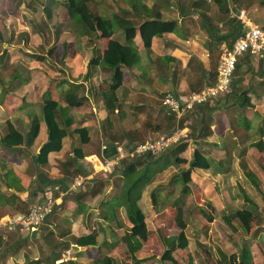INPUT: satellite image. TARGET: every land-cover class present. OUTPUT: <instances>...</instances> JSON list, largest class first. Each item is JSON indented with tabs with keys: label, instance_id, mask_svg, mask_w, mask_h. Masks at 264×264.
Masks as SVG:
<instances>
[{
	"label": "crops",
	"instance_id": "crops-1",
	"mask_svg": "<svg viewBox=\"0 0 264 264\" xmlns=\"http://www.w3.org/2000/svg\"><path fill=\"white\" fill-rule=\"evenodd\" d=\"M175 1L178 3L177 7L165 5L166 7L154 9L152 0H127L125 1L127 6L117 5V10H112L109 15L101 16L102 13H98L102 19L112 16L111 19L117 24H133L136 28L143 20L152 19L158 11L177 22L174 31L154 36L148 48L144 47L138 31L136 32L131 47L133 63L130 67L121 68L122 84L116 89L117 107L110 114L104 108L101 97L103 85H108L112 80V69L101 63V55L108 41L101 30L93 46L87 45L88 37L78 28L67 32L64 29L58 30L60 38L64 37V41L67 38V57L65 61L60 62L64 63L65 69L60 66L58 60H55L56 65H53L55 69L51 67L52 70L49 72V68H45V64L41 61L42 57L36 56V59L26 63L24 61L28 58L25 57L22 58V62L15 61L19 65L21 81L18 70L11 69L17 65L13 66L14 60L12 62L10 57L13 53L11 51L13 44L10 41L12 37L9 35L11 33L9 26L13 16L0 12L2 32L0 139L6 131V120H10L15 128L25 133L29 126V116L36 112L35 105L42 100L45 91L47 89L58 91L67 82L69 88L63 89L65 91L61 92V95L63 96L65 92H76L81 97V105L73 107L72 110L75 113V120L82 119V123L78 126L87 128L89 138L83 143L77 133L69 132L62 139L61 149L48 153L47 163L44 165L37 163L36 154L47 139L45 124L41 125L40 135L31 147H27L25 143L6 147L0 142V218L14 213H25L32 205L43 203L48 199L54 201V209L42 225L30 230L9 227L0 231V264H50L47 260L51 261L52 256L54 254L58 256V253L61 255L56 256V264L66 261L85 264L89 259L93 261L103 255L114 257L119 264L131 263L130 254L126 253L121 242L122 228L116 226L114 228L111 222L106 221L101 215V202L117 194L122 181L113 172L109 175L100 174L104 175L101 178L102 182H105L103 190L96 187L97 183L91 184L94 186L91 189L87 185L85 187V181L99 174L94 175V171L99 161L104 158L115 156L129 158L124 156L135 144L166 135L171 127L168 126V130L165 131L163 121L170 120V117L175 120V127L172 129L182 130L180 142H186L187 145L168 167L175 168L177 174L178 169L181 171L186 169L195 148L204 151L210 167L203 171H191L189 182L191 191L184 198L179 196L180 187L176 185L172 190L169 188V179L163 184L147 185L144 188L138 204L145 214L147 234L145 239L138 236L141 247L135 255L140 260L139 264H162L160 260L162 253L153 252L156 248L152 246L154 234L159 241L163 239L167 242L169 238L173 239L172 236L179 233L174 221L171 228L173 234L164 236L159 232L164 225L162 215L168 216L170 213V219L173 220L176 206L191 203L195 208L206 209L204 203L209 204L213 219L208 224H212L217 220L220 209L226 207L232 200L239 199L243 192L250 193V190L244 188V182L241 188L234 186L237 184L227 183L225 173L230 170L233 160L246 163L247 169L264 182V162L263 164L259 162L263 167L258 164V161H264V58L248 52L239 57L232 80V93L226 96V99L222 97L211 99L178 118L174 113H168L163 104L166 93L183 99L189 93L201 91L214 83L222 45L231 43V34L236 28L241 27V30L245 28L238 13L243 12V17L249 24L264 29V0H226L227 12L224 3L217 0ZM18 3L20 9L15 15L17 17L22 15V2ZM97 4L100 5L101 0ZM209 6L216 8L218 13L221 12L220 17L216 15L219 28L212 24L215 21H211ZM59 7L51 9L52 22L48 23L50 30L58 29L57 13L62 14L61 22L69 21L64 3L62 10H59ZM230 18H236V21L228 24ZM76 31L78 32L75 33ZM115 36L119 40L123 38L120 41H124L121 29ZM39 43V46L42 45L41 42ZM62 43L64 42L59 41L58 46L63 45ZM215 46L216 49H220L218 56H214L213 53ZM23 50L24 56H26L24 53L33 54L28 49ZM93 58H97L99 63L89 67V61ZM57 67L65 70L67 76L58 77ZM236 70L237 74H235ZM17 85V89L11 91L10 88ZM250 90L254 93H250ZM15 91H18L19 95L12 93ZM239 92H247L253 104L244 108L247 119L244 123L240 117L244 111L232 109L235 103L231 100H234ZM224 100L231 103L223 104ZM65 104L63 101L62 105ZM228 113L231 116H228ZM201 118L206 119L209 127L204 125V128L209 133L205 137L196 138L191 136L193 131L190 125L192 120L197 121ZM178 121L182 127L178 128ZM256 133H260L261 138L257 145L251 146L248 139L250 135ZM140 137L144 140L141 141ZM137 139L140 141L138 142ZM118 147L121 149L117 150ZM76 153L82 156L78 157ZM90 155L95 157L94 164L87 159ZM167 171L169 172V169ZM76 176L84 177V184L76 190H69ZM114 176L118 185L108 182ZM261 186L264 189L262 183ZM92 189L95 194L91 192ZM152 190L156 202L152 201ZM83 192L86 193L80 198L78 194ZM262 202H259V208L264 205ZM145 206L146 211H144ZM117 213L122 226L129 225L122 207L118 208ZM198 215L197 213L193 216L196 219ZM200 215L206 223V217L202 213ZM186 222L185 234L190 250V238L186 233L189 229V221ZM235 224L238 231L239 223L235 222ZM88 233L96 235L95 245L78 246L74 243V237ZM262 239L264 241V237ZM244 240L248 241L249 238ZM256 240L257 237L251 240L249 250L252 248L253 251ZM228 241L231 243L232 240ZM60 244L64 245L63 249H53ZM234 244V242L231 244L233 251L237 248ZM195 253L198 256V251ZM173 255L177 264H184L176 258L175 250ZM192 256L191 252L190 260ZM252 259L253 256L250 260ZM263 263L264 260L260 259L256 264Z\"/></svg>",
	"mask_w": 264,
	"mask_h": 264
},
{
	"label": "trees",
	"instance_id": "trees-1",
	"mask_svg": "<svg viewBox=\"0 0 264 264\" xmlns=\"http://www.w3.org/2000/svg\"><path fill=\"white\" fill-rule=\"evenodd\" d=\"M223 2L225 5V12L227 9L226 0H217ZM96 0H65L64 7L67 15L70 19H74L78 22V29L88 37L87 45L93 46L95 40L98 38V32L101 30L108 41L106 47L101 55V63L112 69V80L104 86L101 92L104 108L107 113H113L117 107V94L116 89L122 84V71L121 68L130 67L133 63V55L131 47L134 44V37L138 31L144 47L148 48L151 45L152 38L154 36H161L164 33L172 32L177 26L175 19H168L167 16H163L160 12H156V15L152 19L143 20L138 28L131 24H117L112 19H102L96 10ZM222 9V8H221ZM46 16L51 17V8L45 7ZM236 18H230L228 24H233ZM121 29L124 41H120L115 35L117 31ZM242 33L241 27L236 28L231 34V42ZM2 38V32L0 30V40ZM99 63L97 58H93L89 61V67H93ZM237 66V65H236ZM244 98L239 102L241 107L253 106L250 102L247 92L240 93ZM62 100L65 105L60 104L59 99L51 97H43L41 101L37 102L36 112L29 116V126L25 133L14 127L10 120H6V131L2 135L0 142L6 147H14L25 143L27 147H31L36 139L40 135V128L42 124H45L47 131V139L39 148L37 156V163L44 165L47 163L48 153L51 151H58L62 147V139L71 131L78 134L80 141L86 143L88 141V131L85 126H78L82 123V119L75 120V113L72 110L73 107L79 106L82 103V99L76 92H65L62 96ZM229 114V113H228ZM77 121V122H76ZM204 125H208L205 118L192 120L190 125L191 136L196 138L205 137L209 131L204 128ZM178 127H182L178 121ZM189 129V130H190ZM250 132H253L249 129ZM197 133V135H195ZM261 135L256 133L250 135L248 140L251 146L258 144ZM186 142H180L175 146H172L165 151L157 155H144L133 156L129 158H123L117 164L119 169V179L122 181L120 191L111 196L109 199L101 202V215L109 222H115L116 227L122 228V234L120 236L121 242L124 245L126 252L130 254L131 263L127 264H139V259L135 253L141 247V240L146 238L147 226L145 222V214L138 204L141 198L142 191L151 181L154 179L158 172L163 171L177 155L183 151L186 147ZM78 157L79 155L76 153ZM209 161L205 156L202 149L195 148L192 153V157L189 161V166L179 172L175 178L181 184L180 197H185L191 191L189 182L191 181L192 170H207L209 169ZM227 183L229 185H240L241 181L250 188L254 199L247 193L243 192L239 199L232 200L226 207L218 211V215L224 222V224L232 231H237L235 222L239 223L245 231L250 230V225L253 222V215L259 209V202L264 198V191L262 190L261 181L255 175L254 172L248 170L245 163L240 160H233L231 162V168L225 173ZM241 178H244L245 181ZM101 183V180L97 177H92L85 181L88 188H93V183ZM248 184H247V183ZM95 194L94 189L91 190ZM86 192L78 194L80 198ZM152 201L156 202L155 193L151 192ZM122 207L129 225L126 229L122 227V223L118 220V208ZM54 209V208H53ZM52 209V211H53ZM203 210V208H200ZM183 204L176 206L173 214V221L176 227L179 229V233L170 242L167 243L160 260L162 264H177L174 258V250L176 248H186L188 246V238L185 234L187 222L184 219ZM28 211V210H27ZM205 212V211H204ZM206 213V212H205ZM206 223L212 221V215L206 213ZM206 226V225H205ZM244 227H247L244 228ZM208 228L204 229V233ZM207 235V233H206ZM74 243L78 246H88L96 244V235L94 233H88L79 237L73 238ZM231 243L228 241L226 245H217L216 251L219 254L220 260L223 264H230V259L238 253L242 263L247 264L251 259V253L248 245L239 246L233 251ZM66 243V242H65ZM230 243V244H229ZM237 243V242H236ZM237 245V244H236ZM67 246V244H66ZM235 246V245H234ZM55 247V246H54ZM238 249V250H237ZM61 254L58 253V256ZM57 254L52 256L51 261L47 260L50 264H56ZM57 256V257H58ZM38 262V261H37ZM58 264H74V261H66ZM92 264H119L114 257L110 255H103L93 260ZM264 264V263H263Z\"/></svg>",
	"mask_w": 264,
	"mask_h": 264
},
{
	"label": "rangeland",
	"instance_id": "rangeland-1",
	"mask_svg": "<svg viewBox=\"0 0 264 264\" xmlns=\"http://www.w3.org/2000/svg\"><path fill=\"white\" fill-rule=\"evenodd\" d=\"M98 1L99 0H96V2H98ZM125 1H127V0H101V4L97 5L96 10L98 13L99 12L102 13L101 16H103L104 14L109 15L112 13V10L113 11L117 10V7H116L117 5L127 6ZM18 2H22V15L19 17L15 16L16 13H18V11L20 9V6H19L20 3H18ZM152 2H153L152 7L154 9H159V8H161V6L166 7L165 5H168V6L174 5L175 7H177V5H178V3L175 0H152ZM63 3H65V0H8V1L7 0H3V1L0 0V12H6L8 15L13 16L10 19L11 25L9 26V30L11 32L9 35L12 37V39L10 41H12V44H13V49L11 50V51H13V53L10 56L12 62L14 60L13 66H14V64H17V63H15V61L17 62L18 60L19 61L21 60V62H22V58H25V57L28 58L24 61L26 63V62H29V60H31V59H36V56H38V57H42L41 61L45 64L44 67L49 68V72H50L52 70L51 67L54 68L53 65H56L54 63L55 60H58L59 63L66 60V57H67L66 40H67V38L65 41H64V37L60 38V35H58V33H59L58 30L60 31L61 29H64L66 32L72 31L73 28H74V30H77V28H76L77 23H78L76 21L77 19L76 20H75V18L70 19L68 17L69 21L61 22L62 14L57 13L58 18L56 19V22H59L58 29L57 30H50L48 23L51 21L52 17L48 18L46 16V12H45V7H47V6L53 10L56 9V7L60 6L59 10H62L63 9V7H62ZM23 5H26V7H24ZM206 9H207V7H206ZM208 10L211 14V16H210L211 21L212 22L215 21L212 23L213 26L219 28L218 23H217V19H216L217 18L216 15H218L220 17L221 12L218 13L217 9L214 7L212 8V6H209ZM229 15H230V12H229ZM108 18L111 19L113 17L110 16ZM77 32L78 31H76L75 33H77ZM26 36H27V38H26ZM122 36H123V34H122ZM40 37L42 39H40ZM120 40H123V38H121ZM59 41H61V42L63 41L64 42V43H62L63 45L58 46ZM86 41H88V39ZM39 42H41L42 45L39 46L38 45V44H40ZM36 45H38V47H36ZM23 49H28L30 52H33V54L24 53L26 55V56H24V55H22L24 52ZM0 50H1V47H0ZM19 50H21L20 53H19ZM213 50H214L213 51L214 56H218L220 53V49L219 48L216 49V46H215V47H213ZM46 60H48L47 63H46ZM60 66L64 67V63H60ZM11 69L14 71L18 70V73H19V65L18 64L16 65V67H13V68L11 67ZM64 69H65V67H64ZM56 71H57L56 75H58V77L62 76V78H63V77L67 76L65 70H62L61 68L57 67ZM67 72H68V70H67ZM235 74H237V70H236ZM19 76H20V79L22 81L21 73H19ZM67 83H66V85L65 84L62 85L58 89V91H55L53 89L52 90L47 89L45 91V93L43 94L42 98L43 97L56 98V99H59L60 104H63L61 92L65 91L66 89L69 88V87H67ZM19 84L20 83H18V85ZM18 85L15 86L14 88H10L11 91H14L15 89H17ZM104 86H107V85L104 84L102 88H104ZM63 89H65V90H63ZM239 91H240V89H239ZM12 93H16L17 95H19L18 91H15ZM231 93H232V85H231V90L229 93L222 95V96H218V98L222 97V98L226 99V96H228ZM250 93L253 94L254 91L250 90ZM235 97L236 98L234 100H231V101H234V103H235V106H233L232 109L233 110H235V109L241 110L242 109L244 111L243 115L240 114L241 120L244 123L247 120L245 118L246 117V111L244 110V107H241L239 105V102L241 100H243L244 97L240 94V92H239V95H236ZM216 98H214V99H216ZM231 101L225 102V100H224V102H222V103L228 104V103H231ZM228 116H231V114H229ZM259 116H261V115L259 114ZM163 124H164L165 131L168 130V126L171 127L169 129V131H167V134H168L169 132H171L173 130L172 128L175 127V120L173 117L172 118L170 117V120L169 119L164 120ZM177 125H178V123H177ZM155 137H157V136H155ZM144 138L148 139L147 137H144ZM137 140H138V142L140 141L139 139H137ZM143 140L144 139L141 138V141H143ZM167 151H165V152H167ZM142 157H144V156H142ZM259 162L261 164H263L262 162H264V161H258V164H259ZM245 165H246V163H245ZM117 166L118 165L115 166V168L112 172H113V174L118 175V179H119L120 178L119 177V173H120L119 168L120 167H117ZM188 166H189V164H188ZM167 167L164 168L166 170V172L164 169H163L164 171L158 172L155 175L154 179L151 181V183H149L148 185L163 184L166 180L169 179L170 180V182H169L170 187L169 188H171V190L173 189V186H175V188H176V185L178 188L179 187L181 188L180 182L178 180H175L177 175H175V177H173L174 174H177V171L174 170L175 168H173V167H168V168ZM246 167H247V165H246ZM260 167H263V166L260 165ZM168 169H169V172L167 171ZM178 170H179V172L181 171L180 169H178ZM99 176H100V178H99ZM103 176L104 175H100V174L96 175V177H98L101 180V183H97V185H96V187L100 188V190L101 189L103 190L105 188V182L103 183L102 182L103 180L101 179V178H103ZM241 179H243L245 181L244 178H241ZM108 182L113 183V185H118V182L116 181V176H114ZM240 183H241L240 185H234V186H236L237 188L238 187L241 188V186H243L242 181ZM261 183L264 186V182H261ZM244 185H245L244 188H247L248 190H250V188H248L245 183H244ZM242 189H240V190H242ZM262 190L264 191L263 188H262ZM248 195L254 199V196L252 195L251 190H250V193ZM260 202L264 203V200H261ZM204 205L206 206V209L203 208V210L206 213L211 214L210 212H212V209L209 206V204L206 205V203H204ZM183 206L185 208L184 219H186V221H189L188 222L189 229L186 230V233H188L191 245H190V250H189V246L186 248H176L175 249L176 258L180 262H183L184 264H194V261H195V264H223L222 261L220 260L218 252L216 251L217 245L222 244V246H223V245H226V242L228 240H232L235 243L234 244L235 248L237 247L239 249L243 245H248V247L250 248L251 240L254 239L255 237H257L256 246H253V251L251 250L252 248L250 249V253L252 254L251 256H253V259L249 260V262L247 264H256L257 260H260V259L264 260V257H263V255H264V241L262 239L264 237V205H262V207L259 208V210L257 209V211L254 213L253 222L251 223V225L249 227L250 230L245 231L242 227H239V225H238V231H236V232L230 231V229L224 224V222L222 221L220 216H218L215 223L208 224V223H205V221L202 219V217L200 215V213H202L204 216H206V213L204 211H202V209L193 207V204H191V203H185V204H183ZM144 211H146V206H145ZM173 213H174V211H173ZM197 213L199 215L196 216V219H195L193 215L197 214ZM162 217H163L162 221L164 222V225H163V229H160L159 232H162L164 236L173 234L174 231L171 232L173 220L170 219V213L168 216L162 215ZM111 226L116 228L114 221L111 223ZM256 226H258L257 229H255ZM122 227L124 229H126L127 226H125L123 224ZM205 228H208L207 232H206L207 235H206V233H204ZM244 228L247 229V227H244ZM253 230H255V231L253 232ZM154 235H155L154 236L155 239L153 240V243H152L154 245H152V246H155L156 248H154V250H153V247H152V250L156 254H161L164 251L163 249H165V247H167V243L170 242L172 239L169 238L167 240V242L164 241L163 239L161 241H159V239L157 238V235L156 234H154ZM172 238H175V235L172 236ZM246 238H249V240L245 241L244 239H246ZM55 247L56 248H53L54 250H56L58 248L63 249L64 245L60 244V246L56 245ZM122 250L124 251L125 249H122ZM195 251H198V253H199L198 256L196 255ZM191 252H192L193 256L191 257V260H190ZM254 256L256 258H254ZM189 260H190V263H189ZM192 260H194V261L192 262ZM92 262L93 261L91 259H89V261L86 262L85 264H92ZM229 263L230 264H244V263H242L238 253L235 254L234 257H232L230 259Z\"/></svg>",
	"mask_w": 264,
	"mask_h": 264
},
{
	"label": "built area",
	"instance_id": "built-area-1",
	"mask_svg": "<svg viewBox=\"0 0 264 264\" xmlns=\"http://www.w3.org/2000/svg\"><path fill=\"white\" fill-rule=\"evenodd\" d=\"M238 16L243 20L245 28L230 44L222 45L217 64V77L214 83L201 91L189 93L183 99L177 98L171 93H166L163 97V104L168 113H174L178 118L187 112L194 111L197 107L211 99L229 93L234 71L239 57L242 54L248 52L249 54L264 58V29L245 21L243 12L238 13ZM181 135V129H174L161 137L139 142L124 157L157 155L178 144L181 140ZM120 149L121 147L117 148V150ZM121 158L123 157H107L99 161L94 175L98 173L109 175ZM87 159L91 164L95 163V157L93 155L88 156ZM84 181V177L76 176L73 178L69 190L80 188L84 184ZM53 207L54 201L48 199L43 203L32 205L25 213H14L2 217L0 218V231L9 227H19L22 230L36 228L45 222L47 216L52 212Z\"/></svg>",
	"mask_w": 264,
	"mask_h": 264
}]
</instances>
